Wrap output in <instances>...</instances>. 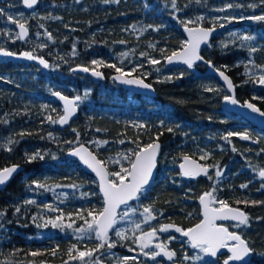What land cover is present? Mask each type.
I'll list each match as a JSON object with an SVG mask.
<instances>
[{"label": "trees", "instance_id": "trees-1", "mask_svg": "<svg viewBox=\"0 0 264 264\" xmlns=\"http://www.w3.org/2000/svg\"><path fill=\"white\" fill-rule=\"evenodd\" d=\"M217 4V0H176L173 8L172 0L109 3L104 0H39L35 14L25 22L29 37L20 42L12 37V31L5 29L8 17L23 10L20 0L0 1V10H3L0 47L7 46L13 52L30 51L50 62L47 69L6 58L0 62V169L12 164L24 166V170L0 190V212L4 213L0 216V264H67L76 252L97 248L100 241L95 233L88 239L56 231L39 237L44 232L45 220L55 219L60 213H63V221L79 228L85 225L86 219H91L89 211L102 208L97 180L85 173L75 159L66 157L65 152L83 143L112 173L130 166L123 156H131L138 150V144L143 146L156 140L161 146L155 182L127 205L134 206L137 215L136 203L141 200L142 206L151 207L157 221L186 229L200 219L199 196L215 189L213 194L218 200L240 207L249 217L248 224L239 230L252 249L246 264H264V178L258 174L264 169V131H259L239 114L221 109L225 89L214 77L194 79L187 68L167 67L164 63L167 55L181 48L184 37L180 27L187 19L194 20L187 23L190 26H218L219 18L222 22L233 21L223 19L230 15L216 11ZM249 9L242 11L247 13ZM197 17L204 19L197 20ZM138 29H141L139 36ZM246 35L254 39L237 38ZM223 36L220 33L210 42L211 46H205L202 56L229 74L240 102L250 100L264 111V86L245 72L249 60L264 62V22L245 24L232 41L214 47ZM148 43H154V47L149 48L142 59V68L131 75L152 84L155 95H136L110 79L116 70L107 65L124 67L116 62L115 56L124 47L140 45L143 48ZM253 47L257 51L250 52ZM96 59L102 63L94 65L92 61ZM150 59L160 63L153 65ZM28 65L32 69L27 70ZM75 66L100 70L103 78L97 80L74 72L71 69ZM144 69L147 75L142 73ZM4 74L8 77L4 78ZM45 77L57 80L60 85L55 86V90L65 95L82 97L87 89V100L79 105L77 116L65 126L59 125L57 120L62 113L61 106L44 94ZM206 88L214 90L206 91ZM44 99L50 104L42 105ZM138 124L145 127H136ZM244 129L250 137L247 140L238 135L223 138L229 132L244 133ZM37 152L44 159L29 162L28 157ZM183 155L210 165L209 176L180 178L177 165ZM113 156L119 159L111 158ZM202 156L205 158L201 159ZM217 171L221 172L219 177ZM110 179L115 180V177L110 175ZM37 184L47 187H37ZM56 185L76 186L79 193L71 191L70 198L74 200L52 203L55 196L51 188ZM29 200L34 203H26ZM238 200L260 203L237 204ZM45 205L59 211H49ZM77 212L83 219L76 215ZM114 229L110 230L108 240L115 246L108 248L105 244L93 253L90 264H95L96 260L100 264H125L123 260L121 263L114 261L115 257L109 258L110 249L130 257L136 254L137 258L128 260L127 264H144L136 245H132L126 234V239L118 237ZM185 241L178 234L168 245L177 254ZM73 245L75 249L70 253ZM53 250L55 255H52ZM33 252L39 254L33 256ZM179 256L177 254V261Z\"/></svg>", "mask_w": 264, "mask_h": 264}, {"label": "snow or ice", "instance_id": "snow-or-ice-1", "mask_svg": "<svg viewBox=\"0 0 264 264\" xmlns=\"http://www.w3.org/2000/svg\"><path fill=\"white\" fill-rule=\"evenodd\" d=\"M105 3L109 2H118V0H104ZM199 2V0H198ZM23 3L28 7L32 8L34 5L37 4V0H23ZM261 4H264V0H260ZM172 6L173 8L176 7V0H172ZM239 8L242 7V5L239 4H232L228 3L225 5L224 8L218 9L219 11H225L226 9H232V8ZM247 7L249 8H256L257 5L255 3L249 4ZM0 15H3V10H0ZM241 20L249 19L254 21H264V14L262 15H251V16H243L241 15L239 17ZM9 21L11 23H15L17 27L19 28V33L17 34L19 39H24L28 34V29L26 28L24 23L19 22L18 20L14 19L13 17H8ZM203 17H197V20H203ZM223 19L229 20L234 19V17H224ZM187 23H192V21L185 23V31L188 34V40L183 42L181 45L180 51H173L170 55L166 56L167 63H173L174 61H179L187 65L189 69H191L196 61H202L204 58L198 54V50L200 48L201 43H207L210 37V34L215 30L214 28H204V27H195V28H189L187 27ZM220 27H224L223 24L219 25ZM151 27V26H149ZM232 36H237L236 33H231ZM238 39H241L243 41H251L254 39L251 35H246L242 37H237ZM49 39H51V36L49 34ZM120 43H124L123 41H120ZM149 47H152V45H149ZM257 51L256 48H251L250 52ZM0 55L4 56H12L13 53L8 52L0 48ZM23 56L27 57L28 59H35V57L32 56L31 53H23ZM122 56H126L127 53H122ZM141 55H146L142 53ZM39 62L44 65V67H48V64L43 60L40 59ZM209 65L210 68L215 69V66L212 64L211 61H204ZM92 63L94 65H99L102 63V61L93 60ZM149 63L155 65L159 64L160 61L155 59H150ZM108 67L115 68L116 72L120 75L115 76L113 79L120 81L124 84H130V85H138L139 87L149 89L151 88V85L144 82L143 79L139 78H128L131 76V72L125 74L123 72V69L120 67H117L115 64H109ZM264 72V65L259 66ZM83 71L87 72L89 71L88 68H83ZM220 77L224 80V82L227 84V87L229 91H232L234 89V85L230 78L225 75L224 71H220L219 69H215ZM136 69L133 68L132 72H135ZM92 74L94 76L100 77L101 73L98 71H93ZM166 79L171 80L172 77H167ZM256 83H259L260 85H264V74L260 75L258 79L255 81ZM206 91H213L212 88H206ZM54 96H57L60 100L64 101V115L60 117L59 123L65 124L68 122L69 117L76 111V105L75 101H79L82 98L80 96L75 97V101L69 100L67 97L61 95L59 92H53ZM85 94V98H86ZM253 99H256V97H253ZM224 100L227 103L236 105L238 101L233 96H225ZM244 106L248 109H250L254 113H259L260 116L264 117V111H261L259 108H257L254 104L250 102H245ZM49 119H51L49 117ZM54 123L56 121H53ZM136 127H145L143 124L135 125ZM169 132L172 131L171 128L168 129ZM21 135H24L21 133ZM238 135L241 139L247 140L249 139L248 133H235V132H229L227 136L223 137L224 139H228V137ZM158 139V138H157ZM9 143H12V141H9ZM99 143V142H97ZM123 143V141H121ZM138 150H135L131 153V156L125 155L123 156V159H126L129 161L130 167L124 168L121 167L119 172H112L108 173L105 170L104 162H101L97 160L96 156H94L91 152H89L87 149L83 148L82 146L70 154L73 156H78L81 161L87 167L92 169L96 173V175L100 179V191L103 194V208L99 211H96L95 209L88 212V216L91 217L90 220H85V224L87 225L86 228H79L76 229V231L81 233L86 232H95L96 239L100 241V244L97 248L90 249V250H84V251H78L75 255H71L70 258L73 260H80L85 261L87 257H91L94 252L99 251L100 248H102L105 244H107L108 248L114 247V243L108 242V231L109 229L113 228V226L116 224V217L117 212L116 209L121 204H127L129 200L137 199L139 194L145 190V186L149 183V179L152 174V170L155 167L156 162V156L159 151L160 145L157 142L148 143L146 145L140 146L137 145ZM10 150V149H9ZM235 151V149H233ZM131 157H134L132 159ZM44 159V157L39 153H35L28 157V161L32 162L33 160ZM205 157L202 156L201 159H204ZM184 163L180 165V168L182 170V175L186 177H196L200 174L207 175L208 169L206 167H203L202 165H199L195 163V161L191 160L188 156L183 157ZM116 163H119V161H115ZM18 166H12V167H6L3 170H0V185L4 184L11 175L17 171ZM259 176L261 178H264V169H261L259 171ZM109 175L115 177V180H109ZM221 175L220 171L216 172V176L219 177ZM210 178V177H209ZM37 187H44L47 186L37 184ZM242 188L247 187V185H241ZM264 187V185H262ZM213 189L212 192H206L203 195L199 197V202L202 206V216L203 219L197 223L194 227L183 229L181 227L175 226L174 224L169 225H163L159 228L160 232H167L170 228H174L175 232L180 233L182 236L187 237L191 247L193 249H199L200 252L204 253L207 256L216 257L217 253L220 249L227 247L228 252L231 253L230 256H228L227 259L223 261V264H230V261H241L245 256H247L249 253L252 252V249L249 248L247 242L238 234L234 232H229L228 229L224 226L218 225L216 223L217 220H226L231 219L233 221H237L236 226L239 227L241 225H247L249 222L248 215L238 209L233 208L229 206V204L224 200H218L214 196ZM26 203H34V201H26ZM237 204L239 203H260L258 201H236ZM213 204H218L219 207H213ZM46 208H48L49 211H59L58 209H53L50 205H45ZM16 211H19V208L16 209ZM4 215L3 212H0V216ZM76 215L79 218L83 217L79 212L76 213ZM124 215H127L126 213ZM142 215L144 216V222H147L149 220L155 219L152 213L151 207H144ZM124 216H121V219H123ZM42 219V217H41ZM33 220H36V217H33ZM48 225H51L53 228H71L72 224L69 223L65 225L63 223V213H60L56 216L55 219H49L45 220L44 227H47ZM38 227L40 225H37ZM140 228V224H136L133 231ZM157 229L153 228L149 232L142 233L141 236L136 238V241L139 244V247L141 249V252L145 256H149L150 259L155 260L157 256L163 255L168 260H172L176 253L174 251L167 250V246L165 244L158 243L155 245V248L158 249V251H153L151 253L144 252L143 250L145 248H148L151 244L152 238L156 236ZM116 235L120 237L121 239H126L125 235L117 230ZM170 239H174V237H170ZM228 241H234V244L229 245ZM75 249V245L72 246V249L69 250L71 253L72 250ZM129 251H132V249H129ZM39 253L33 252L31 255L36 256ZM52 255H55V250H53ZM134 260L135 257H124L123 261L125 264H127L128 260ZM185 260L190 259V257L185 256ZM193 259L201 260L202 257L196 256ZM95 264H100L99 260L95 261Z\"/></svg>", "mask_w": 264, "mask_h": 264}, {"label": "rangeland", "instance_id": "rangeland-1", "mask_svg": "<svg viewBox=\"0 0 264 264\" xmlns=\"http://www.w3.org/2000/svg\"><path fill=\"white\" fill-rule=\"evenodd\" d=\"M228 3H232V4H238V3H235L233 1H224L222 3H218L217 5H215V10L220 12V13H223V14H226V15H230L229 17H234L233 21H238V22H241V21H248L249 19H244V20H241L239 17L241 15L247 17V16H251L252 14H243V11L242 9L239 8H232V9H226L225 11H219L218 9H221V8H224L226 4ZM252 3H255L256 5H259V2L257 1H253V2H247V6L249 4H252ZM240 5V4H239ZM35 14V11L33 12H30L28 14H25V11L23 10H18L14 16L13 15H10L11 17H13L14 19L18 20L19 22H23L25 23L27 20H29L31 18L32 15ZM264 14V10H262L261 12H259L257 15H262ZM215 17H220V16H215ZM221 19V22L220 24L222 23V18H219ZM187 22L189 21H194L193 18H190V19H187L186 20ZM229 22H232V21H229ZM251 22H256V21H251ZM12 23L10 21H8V23H6V26H5V29L8 30V31H12L13 32V36L14 38H17V32L15 31V26H12L11 25ZM240 31L239 28H231L229 30H227L226 32L222 33L224 36L221 37L217 42H215L214 44V47H219V46H223L225 45L227 42H230L232 41L236 36H232L230 35L231 33H238ZM141 32V29H138V36ZM212 43H209V45L211 46ZM149 45H152V47H149ZM259 45H261V43L259 42L258 44V47ZM154 47V43H148L147 46L141 48L140 45H134L130 48H123L116 56H115V59H116V62L118 63H121V64H124V67H122L123 69V72L125 74L131 72L132 73V69L135 68L136 70L138 68H142V65H143V60L146 55H141L142 53L144 54H148V49L149 48H153ZM122 53H127L126 56H122L121 54ZM97 60V59H96ZM144 63H146V61L144 60ZM261 65H264V62H261V63H258V62H254L252 60H249L247 65H246V70L245 72L250 75V77H253V78H256L258 79V77L262 74H264V72H262L261 68L259 66ZM121 68V67H120ZM142 73L144 75H147V72L146 70L144 69L142 71ZM4 78H7L8 77V74H4L3 75ZM140 77V76H138ZM264 86V85H262ZM85 93H87V89L84 90L83 92V95H85ZM82 99L80 100V103L79 105L83 104L86 100H87V97L85 98V96H82L81 97ZM245 131H247V129H244V133ZM257 132V131H256ZM259 133V132H257ZM97 144H101V142L97 143ZM205 156V155H204ZM207 156V154H206ZM110 158V156H109ZM111 158H114V159H119V156H113ZM52 194L55 196L54 200L52 203H54L55 200H62V202H67V200H74L72 198H70V196H72V192L71 191H76L77 193H79L78 188L76 186H73V187H65V186H62V185H56V186H53L52 188ZM74 194V193H73ZM80 197L82 196L81 194L79 195ZM58 205V203L56 204ZM142 201L141 200H137V203H136V206L139 207V210L138 211V214L136 215L135 214V211H134V206H124L123 208L120 209L121 213H120V217L116 220V224H115V229H114V233L116 234V231L119 230L121 231L123 234H126V236L129 238V240H131L133 242V246L136 245V250L137 252H139L141 255H143V259L146 262L148 261H152V259L149 258V256H145L142 252H141V249L139 247V244L136 241V238L141 236L142 233H145V232H149L151 231L153 228H156L157 229V233H156V236L152 238V241H151V244L149 245L148 248H145L143 251L144 252H153V251H157V249L155 248V245L158 244V243H162V240L164 238L167 239H170V237H176V235L180 234V233H177L175 232L174 228H170L167 232H160L159 231V228L163 225H169V224H164V223H160L159 221L156 220V216L154 215L155 219H152V220H149L147 222H144V216L142 215L143 213V209H144V206H142ZM142 206V207H140ZM54 207H55V204H54ZM141 208V209H140ZM127 214V215H124V214ZM121 216H124L123 219H121ZM63 223L65 225L71 223L72 224V227L71 228H53L51 225H48L47 227H43L44 229V232L40 233V238H42L41 236H43V234L47 233L48 231H52V232H60L62 234H69V233H75L79 238H85V239H88L90 238V235L91 234H94L95 232H86V233H81V232H78L76 231V229H79V228H86V224L85 225H82L81 227L79 228H75L73 226V223L72 222H69V221H66L64 220ZM136 224H140V228L139 229H136L135 231H133V229L135 228V225ZM163 238V239H162ZM39 239V238H37ZM110 241L109 243H111V240H108ZM165 244H168V243H165ZM43 246L45 247H48V244H44ZM135 250V249H133ZM107 256L110 258V257H115V260L116 262H121L122 263V260L124 257H130V255H121L119 252L113 250V249H110L108 250V254ZM196 256H200L202 257L201 261L203 260V257H204V253L200 252L199 249L194 251L193 252V255H191V258H194ZM92 257V256H91ZM91 257H87L85 259V261H80V260H73V259H70V261L67 262V264H90L91 263ZM135 258H137V255L135 254ZM143 259L141 258V261H143ZM196 260V259H195ZM95 261V260H94ZM143 261V262H144ZM144 263V264H145Z\"/></svg>", "mask_w": 264, "mask_h": 264}, {"label": "water", "instance_id": "water-1", "mask_svg": "<svg viewBox=\"0 0 264 264\" xmlns=\"http://www.w3.org/2000/svg\"><path fill=\"white\" fill-rule=\"evenodd\" d=\"M0 1H5V0H0ZM20 2H21V6H22V8H23L25 11L32 12V11H34V10L37 8L38 3H39V0H37V4L34 5L32 8H28V7L23 3V0H20ZM223 25H224V27H220V26H201V25L190 26V25H187V27H189V28L204 27V28H206V29H207V28H214V29H215V30L210 34V37H209L208 42H207V43H201L200 48H199V50H198V54H199L200 56H202V54H201L202 49H203L205 46H207L211 40H213V39H214L219 33H222V32H224V31H226L228 28L233 27V26L235 25V23H226V24H223ZM25 26H26V25H25ZM26 28L28 29L27 26H26ZM15 29H16V32H17V34H18V33H19V28L17 27V25H15ZM184 29H185V25H182V26L180 27V31H181L182 36L184 37V40L187 41V40H188V34H187V32H186ZM28 36H29V29H28V34H27V36H26L24 39H19V38H18V40L21 41V42H23V41H25V40L28 38ZM2 49L5 50V51H8V50L5 49V48H2ZM180 50H181V48H180L179 50H177V51H180ZM8 52H10V51H8ZM25 52H26V51H21V52H11V53H13L12 56H4V55H0V57H6V58L14 59V60H19V61H31V62H34V63H36V64H39V65L44 66L43 64H41V63L39 62L40 59H43L47 64H49L48 60H46L45 58H43V57H39V56H35V55H33L32 53H31V54H32L33 57H35V59H28L27 57H25V56L22 55V54L25 53ZM27 53H30V52H27ZM170 54H171V53H170ZM170 54H169V55H170ZM202 57H203V56H202ZM203 58H204V57H203ZM204 61H207V60L204 58L202 61H196V62L194 63V65H193V67H192L191 69H189V68L187 67V65L184 64V63H182V62L174 61L173 63H167L166 57H165V59H164V63H165V65H166L167 67H172V68L185 67V68L191 70V71L193 72L192 78H194V79H196V78H201V77H209V76H213V77L215 78V80H216V81H217L222 87H224V89H225V93H226V94L224 95V97H225V96H233V97L238 101V103H237L236 105H233V104L227 103V102L224 100V97H222V99H221V101H220L221 109H222L223 111L233 112V113H237V114H239V115H240L243 119H245L246 121L253 123V124L256 126V128H257L258 130H260V131H264V117L260 116L259 113H254V112H252L250 109L246 108V107L244 106V103L247 101V102H250V103L254 104L257 108H259V107H258L255 103H253L252 101H250V100H246V101H244V102H240V101L236 98V95H235V84H234L232 78L229 76V74H228L225 70H223V69H219L220 71H224V72H225V75H227V76L230 78V80L232 81V83H233V85H234V89H233L232 91H229V89H228V87H227V84H226V83L224 82V80L220 77L219 73L215 70V69H217V68H215V69L210 68L209 65H208L207 63H205ZM199 63H203V64L205 65V69H204V70H199V69L196 68V65L199 64ZM83 68H86V67H83V66H76V67H73V68H72V71H74V72H79V73L86 74V75H90L91 77H93L94 79H97V80L103 78V72H102V71L95 70V69H89V71L85 72V71L82 70ZM93 71H98V72H100V73H101V76H100V77L94 76V75L92 74ZM117 75H120V74L117 73V72H115V73H113V74L110 75V79H111L116 85L121 86V87H123V88H126V89H128L129 91H131V92H133L134 94H137V95H145V96H154V95H155V89H154L153 85H151L150 83L146 82L144 79H143L144 82L147 83V84H149V85H151V88H149V89H145V88L139 87L138 85H134V84H133V85H130V84H124V83H121L120 81L113 79V78H114L115 76H117ZM128 78H139V79H142V78L137 77V76H134V75H131V76L128 77ZM58 92H59V91H58ZM59 93H60L61 95L65 96V97H67L69 100H73V101H75V97H77V96H68V95H64V94H62L61 92H59ZM52 98H53L57 103H59V105L61 106V108H62V114L60 115V117L63 116V115H64V101L60 100L57 96H54L53 94H52ZM78 102H79V101H75L76 111H75V112L69 117L68 122L65 123V124H61V123L58 122L59 125H61V126H65V125H67V124L70 122V120H72L75 116H77V114H78ZM259 109H260V108H259ZM260 110H261V109H260ZM261 111H262V110H261ZM60 117L58 118V121H59ZM153 142H154V141H153ZM155 142L159 143V145L161 146L160 141L156 140ZM151 143H152V142H151ZM81 146H82L83 148L87 149L89 152H91L94 156H96L97 160L101 161V160L99 159V157L95 154V152H94L92 149H90L87 145H85V144H83V143H82V144H78V145L72 147L71 149L67 150V151L65 152V156L68 157V158L75 159V160L79 163V165L81 166V168L83 169V171H84L85 173L92 175V176L97 180L98 191H99V194H100V196L102 197V200H103V194H102L101 191H100V179H99V177L96 175V173H95L94 171H92V169H90L89 167H87V165H85V164L83 163V161H81L80 158H79L78 156H73V155L70 154L71 152H73L74 150L80 148ZM159 150H160V148H159ZM158 154H159V151H158L157 156H156L155 167H154L153 170H152V174H151V177H150V179H149V183H148L145 187H151V186L154 184V182H155V175H156V171H157V159H158ZM184 156H188L191 160L195 161V163H197V164H199V165H202L203 167H206V168L208 169L207 175H208L209 172L211 171V166H210V165L202 164L198 159H196V158L193 157V156H190V155H183V156H181L180 161H179V163H178V171H179V175H180V177H181L182 179H196V178H198V177H206V176H207V175H205V174H203V173L200 174L199 176L194 177V178H193V177H186V176L182 175V170H181V168H180V165H181L182 163H184V160H183V157H184ZM133 159H134V157H133ZM101 162H102V161H101ZM12 166H18V167H17V171L14 172V173L11 175V177H10V178H9L4 184L0 185V190H2V189L5 187V185L7 184V182H8V181H9L14 175H16L17 173H19L20 171H22V170L24 169V166H22V165H17V164L9 165V166H6V167H12ZM6 167H4V168H6ZM129 167H130V166H129ZM4 168H2V169H0V170H3ZM105 170L109 173V171H108V169L106 168V166H105ZM108 178H109V180H111V179H110V175H109ZM201 195H203V194H201ZM201 195H200V196H201ZM200 196H199V197H200ZM133 200H135V199L129 200L127 203H130V202L133 201ZM124 205H126V204H121V205L118 206V208L116 209L117 215H118L119 209H120L122 206H124ZM199 205H200V214H201V220H202V219H203V216H202V206H201L200 202H199ZM213 207H214V206H213ZM231 207H233V208H238V209L244 211L243 209H241V208H239V207H235V206H231ZM102 208H103V204H102ZM102 208H101V209H102ZM244 212H245V211H244ZM245 213H246V212H245ZM201 220H200V221H201ZM200 221H199V222H200ZM225 221H233V220H231V219L217 220L216 223H217V222H225ZM199 222H197V223H199ZM234 222H237V221H234ZM197 223H196V224H197ZM196 224L192 225L191 227H194ZM218 225L224 226V225H222V224H218ZM191 227H189V228H191ZM224 227H225V226H224ZM110 230H111V229H109V231H110ZM109 231H108V232H109ZM184 238L188 241L187 237H184ZM188 242H189V241H188ZM228 242H233V243H235L234 241H228ZM167 250H168V249H167ZM169 251H171V250H169ZM222 251H228L227 247L220 249V250L218 251V253H219V252H222ZM218 253H217V254H218ZM229 253H230V252H229ZM230 255H231V253H230ZM230 255H229V256H230ZM251 256H252V252L249 253L247 256H245L241 261H230V263L246 264V263L249 262ZM160 257H162V258L168 260V259H167L166 257H164L163 255H160ZM206 257H207L208 259H210V260H215L217 256H216V257H211V256H207V255H206ZM227 258H228V257H227ZM227 258H226V259H227ZM174 264H178V263H174Z\"/></svg>", "mask_w": 264, "mask_h": 264}, {"label": "flooded vegetation", "instance_id": "flooded-vegetation-1", "mask_svg": "<svg viewBox=\"0 0 264 264\" xmlns=\"http://www.w3.org/2000/svg\"><path fill=\"white\" fill-rule=\"evenodd\" d=\"M224 1H233V2H235V3H238V4H240V5H242V7H240V9H245V8H249V7H247V2H253V1H257V2H259V5H257V7L256 8H250L249 9V12H247V13H245V12H243V14H252V15H257L259 12H261L262 10H264V4H261L260 3V0H217V3H222V2H224ZM251 21H254V20H248V21H241V22H238V21H232V22H222L221 24H225V23H235V25L233 26V27H231V28H239V29H242V27H243V25H245V24H247L248 25V23H251ZM264 22V21H263ZM220 25V24H219ZM218 25V26H219ZM231 28H228L227 30H229V29H231ZM226 30V31H227ZM226 31H224V32H226ZM224 32H222V33H224ZM0 48H5V49H7L8 51H10V52H13V51H11V49L9 48V47H0ZM25 51V50H24ZM27 52V51H26ZM28 52H30V51H28ZM31 53V52H30ZM33 54V53H32ZM34 55V54H33ZM35 56H37V55H35ZM39 57H41V56H39ZM4 58H6V57H0V62L2 61V60H4ZM6 59H10V58H6ZM11 60H14V59H11ZM15 61H19V60H15ZM20 62H25V63H28V62H31V61H20ZM49 62V61H48ZM31 63H34V62H31ZM49 64H50V62H49ZM49 64H48V67H49ZM34 65H37V66H40V67H42V68H44V69H47L48 67H44V66H42V65H39V64H36V63H34ZM198 65L200 66V65H203L202 67H200V68H202V69H199L198 68ZM12 67H15V65H12ZM76 67V66H75ZM87 68V67H86ZM196 68L197 69H199V70H204L205 69V65L203 64V63H199V64H197L196 65ZM30 69H32L31 67H30V65H28V69L27 70H30ZM33 69H36V70H38V68H36V67H34ZM72 70V69H71ZM189 70V69H188ZM189 72H190V74L191 75H193V72L191 71V70H189ZM209 77H212V76H209ZM202 78V77H201ZM45 79L46 80H44L43 81V85H42V89H43V91H44V94L45 95H50V97H51V99L52 100H54L53 98H52V94H53V92H56L57 90H55V86L58 84V85H60V83L57 81V80H54V79H51L50 77L48 78V77H45ZM47 80H49V82L47 83ZM55 101V100H54ZM50 104V102L48 101V99H44L42 102H41V104L42 105H47V104ZM62 114V113H61ZM58 120V119H57ZM4 168V167H3ZM2 169V168H1ZM20 173V172H19ZM18 174V173H17ZM16 174V175H17ZM15 176V175H14ZM13 176V177H14ZM197 179V178H196ZM200 206V205H199ZM212 206H214V207H219V205L218 204H213ZM229 206H231V205H229ZM236 207V206H235ZM240 208V207H239ZM201 220V214H200V219H199V221ZM198 221V222H199ZM161 223V222H160ZM197 223V222H196ZM195 223V224H196ZM217 224H222V225H224L227 229H228V231L229 232H234V233H236V234H238V235H240L239 234V230H240V228L242 227V225L241 226H239V227H237L236 226V224H237V222H234V221H225V222H217ZM194 225V224H193ZM192 226V225H191ZM190 226V227H191ZM189 228V227H188ZM188 228H186V229H188ZM241 236V235H240ZM163 239V238H162ZM186 240V239H185ZM170 241H172V239H168V241H167V239L166 238H164L163 240H162V243L161 244H165V243H168L169 244V242ZM186 243L185 244H182V246L180 245L179 247L180 248H182V249H179V251L177 252V254L178 255H180L179 256V261H177L176 259H177V254H176V256L174 257V259L173 260H166V259H164V258H162V257H160V256H157L156 257V259L155 260H152L151 262L150 261H148L146 264H174V263H178V264H223V261L230 255V253L228 252V251H222V252H219L218 254H217V257H216V259L215 260H209L207 257H206V255L204 254V257H203V260L201 261V260H195V259H193V258H191V255H193V252L194 251H196V250H198V249H193L192 247H191V245H190V243L186 240L185 241ZM229 245H231V244H234L233 242H227ZM168 244H165L166 246H167V249L168 250H171V251H174L173 249H171V248H169V245ZM157 251H158V249H157ZM175 252V251H174ZM176 253V252H175ZM185 256H188V257H190V259H188V260H185L184 259V257ZM230 264H238V263H230Z\"/></svg>", "mask_w": 264, "mask_h": 264}, {"label": "bare ground", "instance_id": "bare-ground-1", "mask_svg": "<svg viewBox=\"0 0 264 264\" xmlns=\"http://www.w3.org/2000/svg\"><path fill=\"white\" fill-rule=\"evenodd\" d=\"M44 58V57H43ZM47 60V59H46ZM100 71V70H99ZM152 85V84H151ZM14 202V201H13Z\"/></svg>", "mask_w": 264, "mask_h": 264}]
</instances>
